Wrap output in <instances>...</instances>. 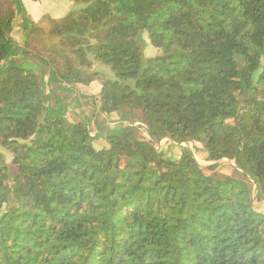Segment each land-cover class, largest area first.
Listing matches in <instances>:
<instances>
[{"label": "trees", "instance_id": "trees-1", "mask_svg": "<svg viewBox=\"0 0 264 264\" xmlns=\"http://www.w3.org/2000/svg\"><path fill=\"white\" fill-rule=\"evenodd\" d=\"M19 3L0 0L14 167L0 154V264H264V0H73L47 26L23 17L22 45L8 35ZM94 81L97 111L148 139L67 119L75 85ZM163 138L200 143L232 173L168 156Z\"/></svg>", "mask_w": 264, "mask_h": 264}, {"label": "rangeland", "instance_id": "rangeland-1", "mask_svg": "<svg viewBox=\"0 0 264 264\" xmlns=\"http://www.w3.org/2000/svg\"><path fill=\"white\" fill-rule=\"evenodd\" d=\"M20 4V3H19ZM22 6V4H21ZM29 8L35 7L37 11L44 12V11H51L53 8L52 4H46L42 3L41 7H36L33 3L28 5ZM20 5L16 7L15 11V17L13 20V28L12 31L8 34L9 37H12L11 39L14 41V43H19L20 45L23 44L24 38H25V33L26 31L24 30L22 26V20L23 17L25 19L30 20V18L24 13L20 12L19 10ZM46 16H43L40 20H36L35 23L40 24L41 26H47V20L45 19ZM33 22V21H32ZM146 39V37H145ZM146 42L147 39H146ZM145 56L150 57L153 56L156 53V50L150 47L149 45L145 48ZM27 63L24 64V66ZM94 70L96 72L103 73L106 77H112L111 72L109 71L108 68L100 65V64H95ZM76 89L72 92V96L70 100H67L66 103L69 105L67 108L66 116L69 121H75L77 117L81 114V117L87 118L89 129L91 131V135H95L97 133H102L106 129H110L107 127H114L120 123L126 125V126H134L138 129L139 134L141 137L148 139L146 127L139 121L133 120V121H124L120 122L117 121L114 116H117V114L113 113L110 118V116H106L105 114L99 113L97 111V106H99L98 102L96 101L99 94V88L100 84L99 81H94L90 86H81L76 84L75 85ZM82 94V95H79ZM259 98L264 99V92H259ZM96 97V99H95ZM79 102V107H77V103ZM118 123V124H117ZM99 126V128H97ZM94 147L97 149L104 148L105 142L102 139H96L94 140ZM157 150L163 151L165 154L168 156H173L175 158H178L179 155L183 151H191L192 155L194 156L195 160L197 161L198 165L203 169L205 174L208 175H215V176H220L222 174H231V167L233 165L232 160L228 159H221L217 162H210L205 160L204 156V151H202V146L200 143H176V142H155L154 143ZM0 154L2 155L4 162L6 165L9 167L10 171L12 172L14 167L11 163L12 155L10 152H8L5 148L0 146ZM215 164L216 167L214 169H210L209 166ZM254 209L257 211H264V200L261 202H256L254 201L253 203Z\"/></svg>", "mask_w": 264, "mask_h": 264}, {"label": "crops", "instance_id": "crops-1", "mask_svg": "<svg viewBox=\"0 0 264 264\" xmlns=\"http://www.w3.org/2000/svg\"><path fill=\"white\" fill-rule=\"evenodd\" d=\"M31 3H33L36 7H39V8L41 7L42 3L52 4L53 8L49 12L47 11L40 12V11H37L35 7L29 8L28 5ZM19 5H20V8H19L20 12H24L30 18L31 21L35 22L36 20L38 19L40 20L41 18H43V16H50L52 18H60L64 16L66 13H68L72 9L73 0H20ZM16 44L20 45L17 42ZM78 105H79V102L77 103V107H79ZM112 115L114 114L112 113L109 115L110 118H113L111 117ZM114 118H116L117 121H119V123L122 122L119 120L118 116H114ZM107 128H113V127H107ZM203 154L205 155V153Z\"/></svg>", "mask_w": 264, "mask_h": 264}, {"label": "built area", "instance_id": "built-area-1", "mask_svg": "<svg viewBox=\"0 0 264 264\" xmlns=\"http://www.w3.org/2000/svg\"><path fill=\"white\" fill-rule=\"evenodd\" d=\"M166 141L173 142L172 140H170L168 138H163V139L159 140L158 142L161 144V143L166 142ZM154 147H155V149H157L155 144H154Z\"/></svg>", "mask_w": 264, "mask_h": 264}]
</instances>
